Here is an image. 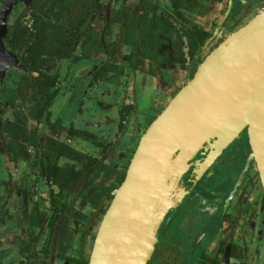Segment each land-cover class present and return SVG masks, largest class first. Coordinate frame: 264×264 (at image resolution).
Listing matches in <instances>:
<instances>
[{
  "label": "rangeland",
  "instance_id": "1",
  "mask_svg": "<svg viewBox=\"0 0 264 264\" xmlns=\"http://www.w3.org/2000/svg\"><path fill=\"white\" fill-rule=\"evenodd\" d=\"M120 1L100 0L68 59L50 57L42 72L31 69L25 74L43 81L45 74L54 75L53 88L58 87V94L48 106L49 121L31 116L34 99L26 89L24 73L7 67L0 77V264L87 263L109 194L119 185L115 170L105 176L108 167L125 171L141 134L191 78L205 56L264 7V0H196L202 5L183 4L185 18L209 36L202 46L196 47L187 26L169 20L172 36L165 47L181 58L182 64L146 63L139 68L144 73L139 72L137 80L142 82H136L131 63L115 53L119 26L108 29L106 25L107 8ZM139 1L152 2L154 14L168 16L167 8L173 9L171 0H126L129 4ZM52 5L50 0H39L36 5L20 2L7 17L8 27L16 31L15 27L26 25L35 32ZM120 50L128 53L130 49L121 45ZM13 51L22 61L25 59L20 50ZM114 64H122L123 73L104 77L105 69ZM149 74L163 81L160 84L159 77L151 79L155 86L151 96L144 95L143 85L150 80ZM63 95V105L54 110ZM147 105L149 114L145 112ZM143 111L146 121L142 120ZM69 127L88 130L95 136H72ZM45 136L70 145L82 141L87 145L80 149L98 159L72 189L60 190L40 175L41 153L47 150ZM249 152L248 136L243 130L211 168L195 178V188L190 191L187 177L194 173L190 164L187 162L179 170L175 183L167 190L169 207L145 264H209L208 257H224L227 245L229 257L224 264H264V192L255 163L233 198L230 214L220 216L222 200L234 185ZM57 161L62 166L81 168L67 157ZM51 192L76 209L77 214L62 213L52 226L47 221L41 226L32 225L33 206L50 214ZM185 210L188 219L184 226L188 230L184 233L179 227Z\"/></svg>",
  "mask_w": 264,
  "mask_h": 264
},
{
  "label": "water",
  "instance_id": "2",
  "mask_svg": "<svg viewBox=\"0 0 264 264\" xmlns=\"http://www.w3.org/2000/svg\"><path fill=\"white\" fill-rule=\"evenodd\" d=\"M22 1L31 0H8L0 17V77L8 66L27 71L3 41L7 14ZM243 130L250 152L227 202L253 163L264 192V7L205 56L141 134L87 264H145L179 170L206 143L195 162L199 177ZM227 260L226 252L221 264Z\"/></svg>",
  "mask_w": 264,
  "mask_h": 264
},
{
  "label": "trees",
  "instance_id": "3",
  "mask_svg": "<svg viewBox=\"0 0 264 264\" xmlns=\"http://www.w3.org/2000/svg\"><path fill=\"white\" fill-rule=\"evenodd\" d=\"M7 1L3 0L0 5V17L4 12ZM37 1L39 0H33L31 4L36 5ZM50 1L53 5L50 7L49 15L37 24L35 32H31L26 25L15 27L17 28L16 31H11L10 27L7 26L4 41L10 44L13 49L20 50L22 54H25L23 63L28 70L34 69L42 72V66L46 64L48 58L70 57L72 49L87 23L89 14L96 10L100 0ZM171 1L173 9L168 10L169 18L187 26L192 43L196 47L202 46L209 33L188 21L185 14L180 10L183 4L190 6L193 1ZM153 11L154 5L148 1L138 2L134 5L123 3L120 8L110 7L107 10L106 25L108 29L114 24H119V33L114 43L115 53L123 60L131 63L130 65L133 68H139L145 65L147 61L149 63L166 62L171 57L175 62L182 64L181 58L175 57L174 53L170 54L169 49L163 48V45L168 43L171 38L170 26L166 21V17L149 15V12ZM38 19L41 20L37 17ZM123 44L129 46L128 53L121 52L120 46ZM136 50L139 53H136ZM104 72V77L107 76L108 72L122 74L123 65L114 64L112 68H107ZM45 78L46 81L38 77L30 79L24 74L26 89L34 99L31 116L39 121L43 118L49 120L50 113L47 108L58 94V88H53L55 86L53 82L54 75L45 74ZM68 133L85 138L93 137L91 133L73 127L68 128ZM45 141H47V150L41 153L40 174L53 185H57L60 190L64 187L72 189L84 171L98 162L96 157L78 151L64 142L52 140L47 136H45ZM61 156L73 159L81 165V168L59 165L57 160ZM108 168L110 169L105 172V176L109 177L111 170H115V179L120 183L125 171L116 170L113 167ZM112 193L109 194V201L112 198ZM56 195L57 193L51 192L50 205L52 210L49 217H47L45 209H40L36 205L32 207L30 214L32 225L41 226L47 219V225L52 226L62 213L66 212L72 216L77 214L76 209L67 205ZM208 259L209 264H221L220 261L214 258L208 257ZM76 260L74 259V262L79 263Z\"/></svg>",
  "mask_w": 264,
  "mask_h": 264
},
{
  "label": "flooded vegetation",
  "instance_id": "4",
  "mask_svg": "<svg viewBox=\"0 0 264 264\" xmlns=\"http://www.w3.org/2000/svg\"><path fill=\"white\" fill-rule=\"evenodd\" d=\"M33 0H31L30 1V3L32 2ZM193 1V3L192 4H198V5H202V3L201 2H199V1H196V0H192ZM23 2V1H22ZM139 2H141V1H139ZM144 2H146V1H144ZM143 2V3H144ZM148 2H150V1H148ZM18 3H20V2H18ZM18 3H16L15 5H17ZM99 3H100V1H99ZM99 3H98V5H99ZM123 3H125V4H128V5H134V4H136V3H134V4H129V3H127L126 2V0H122V1H120L119 3L118 2H116L115 3V5H111V6H109L108 8H107V10L111 7V8H120L121 6H122V4ZM138 3V2H137ZM150 3H152V2H150ZM153 4V3H152ZM191 4V5H192ZM15 5H13L12 6V8L15 6ZM98 5H97V7H98ZM154 5V4H153ZM171 5H172V3H171ZM187 6V5H186ZM12 8H11V10H12ZM173 8V7H172ZM155 9V8H154ZM11 10H10V12H11ZM107 10H106V15H107ZM168 10H172V9H170V8H167V13H168ZM181 10V9H180ZM182 11V10H181ZM10 12H9V14H10ZM183 12V11H182ZM93 13V12H92ZM184 13V12H183ZM8 14V15H9ZM169 14V13H168ZM185 14V13H184ZM149 15H162V16H164V17H166V21L168 22V24H169V20L170 21H173L171 18H169V15L168 16H165V15H163V14H154V11L153 12H149ZM8 17V16H7ZM106 19H107V16H106ZM173 22H175V21H173ZM114 25H116V24H114ZM113 25V26H114ZM118 26H119V24H117ZM7 26H8V22H7ZM169 26H170V24H169ZM170 31H171V29H170ZM7 32V31H6ZM118 33H119V31H118ZM118 35V34H117ZM171 36H172V33H171ZM5 38V37H4ZM4 38H3V41H4ZM4 43H5V45L7 46V48H9L10 50H12L13 51V48H10L8 45H7V42H5L4 41ZM168 43H166V44H164L163 45V48H167V49H169V51H170V54H172L173 52H171V50H170V48H168V47H165V45H167ZM123 45H125V44H123ZM75 46V45H74ZM128 46V45H127ZM12 47V46H11ZM129 47V46H128ZM74 48V47H73ZM73 50V49H72ZM14 52V51H13ZM139 51L138 50H136V53H138ZM15 53V52H14ZM16 54V53H15ZM71 55V54H70ZM16 56H17V58H18V61L22 64V65H24L25 66V64L23 63V61L19 58V56L16 54ZM58 58H60V57H58ZM69 58V57H68ZM68 58H61V59H68ZM87 61V60H86ZM170 61L172 62H175L174 61V59H173V57H171L168 61H166V62H160V63H150V64H163V63H170ZM146 63H149L148 61L146 62ZM175 63H177V62H175ZM179 64V63H178ZM120 65H122V64H120ZM144 66V65H143ZM143 66H140V67H143ZM8 67H12V68H14L13 66H8ZM132 67V66H131ZM139 67V68H140ZM25 68H26V70L27 71H25V72H23V71H21V70H19V69H17V70H19V71H21L22 73H24V74H26V73H29V70H28V68L25 66ZM133 68V67H132ZM139 68H133L134 69V71H136V75H137V77H136V82L137 81H139V80H137V78H138V76H139V72L140 73H144L142 70H140ZM16 69V68H15ZM123 70H124V67H123ZM108 74H115V73H111V72H108ZM108 74H107V76H108ZM149 76H152V77H159V76H155V75H153V74H149ZM149 76H147L148 78H149ZM143 78V77H142ZM160 78V84H161V82H163L161 79V77H159ZM139 82H142V81H139ZM58 88V87H57ZM146 89H144V90H146V91H149L150 90V87L149 86H146L145 87ZM144 95H146V94H144ZM63 98L61 99V100H59L55 105H54V110L57 108V109H60V107L63 105V102L65 101V98H66V96L65 95H63L62 96ZM144 97H146V96H144ZM169 101V100H168ZM166 105V104H165ZM164 105V106H165ZM49 106H50V104H49ZM148 106L149 105H147V106H145V112L146 113H148L149 114V112H148ZM47 110L49 111V113H50V109H48L47 108ZM145 113H144V111H143V114H141V116H142V120H144V121H146L147 120V115H144ZM50 117V116H49ZM47 121V120H46ZM49 121V120H48ZM76 129V128H75ZM78 130H80V129H78ZM81 131H87V132H89V133H91L90 131H88V130H81ZM93 136H95L94 135V133H91ZM72 136H75V135H72ZM76 137H81V138H84V139H89V138H85V137H82V136H77L76 135ZM90 138H92V137H90ZM55 140V139H54ZM58 141H60V140H58ZM61 142H63V141H61ZM78 142H82V141H78ZM138 142V141H137ZM64 143H66V144H68L69 146H71V147H73V148H75L76 150H78V151H81V152H83L80 148L81 147H83V148H86V145L84 144V146H77V145H70L69 143H67V142H64ZM205 144L206 143H204V145L202 146V147H200V148H198L194 153H193V155H192V157L188 160V163L190 164V168H191V170L194 172L193 173V176H191V177H187V182L190 184L189 185V188H188V191H190V190H193L194 188H195V185H196V183H194L195 182V178H197L196 177V172L194 171V169L196 168V165H195V162L197 161V160H200L201 158H202V156L204 155V153H206L207 152V150H205ZM226 149V148H225ZM224 149V150H225ZM223 150V151H224ZM222 151V152H223ZM221 152V153H222ZM84 153V152H83ZM220 153V154H221ZM87 154V153H86ZM220 154L218 155V157L220 156ZM88 155H90V154H88ZM92 156V155H91ZM61 157H65V156H61ZM217 157V158H218ZM60 158V157H59ZM67 158H69V157H67ZM216 158V159H217ZM71 159V158H70ZM215 159V160H216ZM215 160H214V162H215ZM213 162V163H214ZM213 163L201 174V175H204L210 168H211V166L213 165ZM244 164V163H243ZM252 166V165H251ZM250 166V167H251ZM243 167V166H242ZM114 168V167H113ZM242 169V168H241ZM250 169V168H249ZM241 171V170H240ZM248 172V171H247ZM247 172H246V174H247ZM240 173V172H239ZM125 174V173H124ZM41 175V174H40ZM239 175V174H238ZM42 176V175H41ZM245 177H246V175H245ZM245 177H244V179H245ZM237 178H238V176H237ZM237 178H236V180H235V183H236V181H237ZM243 179V180H244ZM243 182V181H242ZM235 183H234V185H235ZM233 185V186H234ZM241 185V184H240ZM239 185V186H240ZM233 186L230 188V190H228V192L225 194V196H224V198H223V200H222V205H221V210H220V216H224V215H229L230 213H229V209H231V205H232V201H233V198H234V196H235V194L237 193V191H238V189H237V191L235 192V194L233 195V197L229 200V202H227V196H228V194L230 193V191L232 190V188H233ZM239 188V187H238ZM111 200V199H110ZM110 202V201H109ZM109 204V203H108ZM68 205V204H67ZM70 206V205H69ZM108 206V205H107ZM106 209V208H105ZM52 210V209H51ZM105 211V210H104ZM51 213V212H50ZM66 213V212H65ZM104 213V212H103ZM50 215V214H49ZM49 215L47 214V217H49ZM103 215V214H102ZM188 219V214H187V212H186V210L185 211H182V213H181V221H180V230H181V232H187V230H188V226L186 227V226H184V222H186V220ZM45 221H47V219L45 220ZM44 221V222H45ZM43 222V223H44ZM42 223V224H43ZM230 246L229 245H227V248L225 249V251H224V255H225V253L227 252L228 253V257H229V250H230V248H229ZM224 258V257H223ZM223 258L221 259V260H218V261H220V263L223 261ZM88 261V260H87ZM228 261V260H227Z\"/></svg>",
  "mask_w": 264,
  "mask_h": 264
},
{
  "label": "crops",
  "instance_id": "5",
  "mask_svg": "<svg viewBox=\"0 0 264 264\" xmlns=\"http://www.w3.org/2000/svg\"><path fill=\"white\" fill-rule=\"evenodd\" d=\"M149 78H150V80H148V83L146 82L147 84H143V85H144V88H145L146 86H149V87H150V90H149V91L144 90V94H146L147 96H151L150 94L153 92L152 90L155 89L154 84L151 83V79L153 80L154 77L149 76ZM149 78H148V79H149ZM151 86H152V87H151ZM144 88H143V89H144ZM145 89H146V88H145ZM84 144H85V143H80V142L77 141V145H79V146H84Z\"/></svg>",
  "mask_w": 264,
  "mask_h": 264
}]
</instances>
